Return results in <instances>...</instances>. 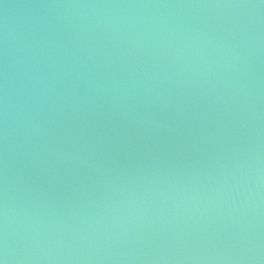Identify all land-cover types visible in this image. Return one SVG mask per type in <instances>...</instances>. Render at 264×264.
Returning a JSON list of instances; mask_svg holds the SVG:
<instances>
[{"label": "water", "instance_id": "obj_1", "mask_svg": "<svg viewBox=\"0 0 264 264\" xmlns=\"http://www.w3.org/2000/svg\"><path fill=\"white\" fill-rule=\"evenodd\" d=\"M0 264H264V0H0Z\"/></svg>", "mask_w": 264, "mask_h": 264}]
</instances>
